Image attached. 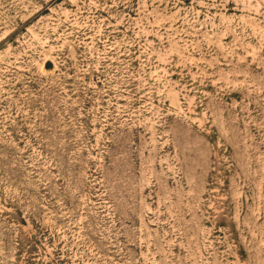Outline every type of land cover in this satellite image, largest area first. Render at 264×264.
Masks as SVG:
<instances>
[{
    "label": "rangeland",
    "instance_id": "1",
    "mask_svg": "<svg viewBox=\"0 0 264 264\" xmlns=\"http://www.w3.org/2000/svg\"><path fill=\"white\" fill-rule=\"evenodd\" d=\"M0 264H264V0H0Z\"/></svg>",
    "mask_w": 264,
    "mask_h": 264
}]
</instances>
